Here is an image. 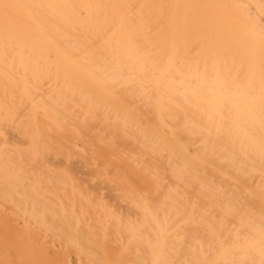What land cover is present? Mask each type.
Segmentation results:
<instances>
[{"label": "bare ground", "instance_id": "bare-ground-1", "mask_svg": "<svg viewBox=\"0 0 264 264\" xmlns=\"http://www.w3.org/2000/svg\"><path fill=\"white\" fill-rule=\"evenodd\" d=\"M0 264H264V0H0Z\"/></svg>", "mask_w": 264, "mask_h": 264}]
</instances>
